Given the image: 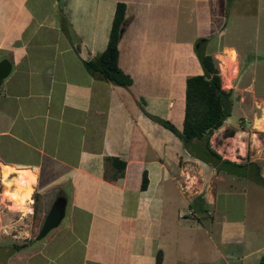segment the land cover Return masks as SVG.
<instances>
[{"label": "crops", "instance_id": "crops-1", "mask_svg": "<svg viewBox=\"0 0 264 264\" xmlns=\"http://www.w3.org/2000/svg\"><path fill=\"white\" fill-rule=\"evenodd\" d=\"M234 1L0 0V60L10 64L0 81V177L5 187L28 179L27 213L34 193L43 218L56 197L65 201L58 225L7 264L243 258L241 242L223 253L211 236L217 224L202 218L210 213L208 192L190 195V167L204 173L207 164L180 138L185 80L202 73L199 52L224 65L231 93L251 88L239 89L242 54L226 39ZM238 1L251 14L235 18H255L256 26L264 20V0ZM117 3L126 20L117 45L118 66L131 78L126 87L96 79L83 66L104 49ZM108 157L123 162L120 176L113 177ZM198 194L194 210L190 202Z\"/></svg>", "mask_w": 264, "mask_h": 264}, {"label": "rangeland", "instance_id": "rangeland-1", "mask_svg": "<svg viewBox=\"0 0 264 264\" xmlns=\"http://www.w3.org/2000/svg\"><path fill=\"white\" fill-rule=\"evenodd\" d=\"M243 6V2L238 0L228 5L225 31L226 39L242 54L238 87L243 89L250 83L251 88L231 93L230 114L225 119L224 126L213 130L209 144L221 158L235 162H255L264 178V123L259 122L264 118V20L256 26L255 18L244 21L235 18L244 16L245 13L248 16L251 14L244 12ZM214 64L219 71L221 88L227 90L224 70H221L224 65L217 60H214ZM225 73L228 77L229 71L226 70ZM224 129H233V135L223 136ZM191 159L190 157V161ZM203 167L207 169L204 173L199 168L198 173L190 167V195L198 189L208 192L210 213L202 218L207 221L214 219L216 222L217 225L210 229L211 236L215 240L219 239L223 253L229 250L232 243H242L240 256L243 258L230 264H264V187L247 178L223 171L216 172L209 165ZM4 191L5 180L1 174L0 264H7L10 260L15 252L12 251L13 244L33 240L43 221L40 209L34 215L31 212L23 215L11 209L12 203L7 201ZM24 248L20 251L24 252Z\"/></svg>", "mask_w": 264, "mask_h": 264}, {"label": "trees", "instance_id": "trees-1", "mask_svg": "<svg viewBox=\"0 0 264 264\" xmlns=\"http://www.w3.org/2000/svg\"><path fill=\"white\" fill-rule=\"evenodd\" d=\"M126 20L124 18V4L115 5L107 41L104 49L83 61L84 68L96 79L109 82L111 84L126 87L131 83V78L118 66V40L119 30L124 28ZM202 67V73L188 76L185 80L184 109L180 132V138L184 146L190 143V155L201 162L214 168L216 172L223 171L241 178H247L251 182L264 187V178L260 175L259 166L252 161L235 162L221 156L210 147L209 137L213 130L219 128L224 119L229 116L232 99L231 90L221 88L219 71L214 64V58L203 52L198 54ZM165 128L175 132L174 126L168 121L157 120ZM234 130L224 129L223 136H232ZM111 162L116 172L113 177H118L123 170V162L114 157L105 158ZM146 185L145 175H142L140 188ZM201 194L194 196L190 202L191 208L197 210V205L201 204ZM33 211L36 212L37 195L34 193ZM32 240H26L22 244H13L12 251H18L27 246Z\"/></svg>", "mask_w": 264, "mask_h": 264}, {"label": "water", "instance_id": "water-1", "mask_svg": "<svg viewBox=\"0 0 264 264\" xmlns=\"http://www.w3.org/2000/svg\"><path fill=\"white\" fill-rule=\"evenodd\" d=\"M124 29V28H123ZM122 28H120V36L122 34ZM199 43V42H198ZM198 45V44H197ZM202 52H199L200 54ZM10 71V64L6 59L0 60V81L7 76ZM64 204L65 201L62 197H56L53 203L51 204L49 210L45 214L41 226L38 229V232L34 236L35 240H39L46 235L48 231L55 228L59 221L61 220L64 214ZM158 261V260H157Z\"/></svg>", "mask_w": 264, "mask_h": 264}, {"label": "bare ground", "instance_id": "bare-ground-1", "mask_svg": "<svg viewBox=\"0 0 264 264\" xmlns=\"http://www.w3.org/2000/svg\"><path fill=\"white\" fill-rule=\"evenodd\" d=\"M259 122L264 123V118L259 120ZM30 193L31 187L29 186L28 179L19 176L12 182L6 183L4 196L11 201L12 209L20 211L24 215L26 213L24 210V202L30 197Z\"/></svg>", "mask_w": 264, "mask_h": 264}]
</instances>
